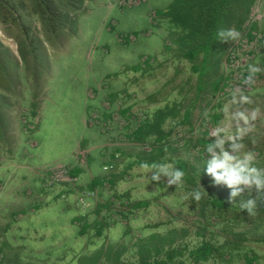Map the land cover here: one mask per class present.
<instances>
[{"label":"rangeland","instance_id":"1","mask_svg":"<svg viewBox=\"0 0 264 264\" xmlns=\"http://www.w3.org/2000/svg\"><path fill=\"white\" fill-rule=\"evenodd\" d=\"M37 3L0 0V264H83L89 256L92 264L102 241L114 253L115 245L127 244L124 264H138L131 243L151 232L166 240L177 233L172 248L186 246L169 264H264V192L245 189L232 197V189L206 173L204 151L218 127L226 135L239 131L243 148L234 154H250L249 166L264 171V0H79L74 7L56 0L57 13L47 18ZM220 29L240 37L219 41ZM237 112L247 122L234 119ZM79 149L88 150V169L104 166L110 179L111 186H97V199L107 200L108 213L99 210L110 219L108 237L95 238L94 220L86 249L23 240L16 229L23 221L15 222L22 199L36 191L34 172L65 165L82 173ZM176 160L196 169L187 168L178 186L163 176L151 181L143 167H177ZM82 180L78 174L79 186ZM193 190L201 191L199 201ZM217 197L222 207L212 205ZM139 200L148 206L135 208ZM249 200L252 212L242 208ZM34 218L22 226L27 237L57 223ZM128 225L131 238L122 239ZM203 240L212 253L194 262L189 251Z\"/></svg>","mask_w":264,"mask_h":264},{"label":"crops","instance_id":"2","mask_svg":"<svg viewBox=\"0 0 264 264\" xmlns=\"http://www.w3.org/2000/svg\"><path fill=\"white\" fill-rule=\"evenodd\" d=\"M107 143L111 144L109 142ZM113 145L114 143H112L110 146ZM120 146L121 145L118 147ZM114 150L118 151V148H115ZM96 171L97 172L95 173L92 172L87 166L82 173H75L73 170H71V172L77 176L80 174V176L83 178L82 181L84 182L82 183L88 188L96 189L98 191L99 189L97 186H100L101 188H104L103 186L106 184L111 186L109 183L110 179L108 176H105L104 170L97 168ZM35 172L34 176L36 180L34 182H32L30 179L29 180L32 184L37 185L36 191L33 193L32 197L27 195L22 199L21 207L19 209L23 213L19 215L20 217L17 218L15 223H18L19 220H22V226L28 223L33 224L31 220L33 215L35 216L33 220L34 222L42 219H57V223L54 224V226H47L43 231L44 233H41V236L34 235L32 238L27 237L25 231L22 229V226L16 227V229L21 230L22 233V235L18 236L23 238V240L33 239L42 241L46 239L47 241L49 240V242L53 243V245L57 242L56 244H59L61 247L59 251H63V247H66V250L69 251L70 249L68 247L73 245L77 247L88 246L90 243L89 239L93 241V238L87 237L84 227L93 221L96 210L99 208L102 210L104 209L105 206L103 203H106L107 200H105L103 196H100L96 200L94 198H88V206L76 205L75 194L72 191V187L63 188V186H66L63 184L46 187L43 181L44 177L40 175V172H38L39 176H37ZM40 181L42 185L40 184ZM30 182H27L28 185ZM80 189H82L81 186ZM10 195L12 196V194ZM71 198L73 200V206L69 205L68 203ZM51 201H53V203H51ZM55 231L59 232L58 236L51 234ZM74 257H76V253Z\"/></svg>","mask_w":264,"mask_h":264},{"label":"clouds","instance_id":"3","mask_svg":"<svg viewBox=\"0 0 264 264\" xmlns=\"http://www.w3.org/2000/svg\"><path fill=\"white\" fill-rule=\"evenodd\" d=\"M217 37L219 41H237L240 37V33L234 29H220L217 32ZM244 82L245 84L250 83L251 76L246 77ZM233 118L244 120L245 122H247L248 119L247 116H245V114L242 112L235 113ZM221 134H223V136ZM209 135H214L217 137V139L208 142L204 146V151L210 154V159L207 161L206 173L210 174L213 177L214 182L223 183L230 189H232V197L236 196L238 193L244 191L245 189L255 188L258 193L264 192V171L249 166L251 161L250 154H244L242 158H238V156L234 154L239 153L243 148V144L241 142L242 133L238 131L234 135H226L225 130L218 127ZM225 136L228 142L227 149L225 148ZM86 166L87 157L86 165L83 168H85ZM143 167L146 168L149 173H151V181H160L161 176H163L167 178L166 182L169 186L180 185L183 182V178L185 176L184 170L175 167L173 164L168 162L145 164L143 165ZM73 168L74 167L71 166V170ZM102 169L104 170V166ZM39 172L41 175V169L39 170ZM80 186L82 188L81 190L96 191L95 197L88 198H94L95 200L97 199L98 191L96 189H88L84 185ZM191 197L193 200L199 201L202 197V193L199 190H193L191 193ZM88 198H86V205H79L76 203V201L75 203L79 206H88ZM254 203L255 201L249 200L242 205V208L248 212H252Z\"/></svg>","mask_w":264,"mask_h":264},{"label":"trees","instance_id":"4","mask_svg":"<svg viewBox=\"0 0 264 264\" xmlns=\"http://www.w3.org/2000/svg\"><path fill=\"white\" fill-rule=\"evenodd\" d=\"M55 1L56 0H46L45 4H43V0H38V3H37L38 8H35L36 12L39 15H41L43 18L50 17V15H55L57 13V10H58V6L55 3ZM59 1L61 3H63L64 6L74 7L77 5L79 0H59ZM223 1H226V0H220V2H223ZM248 1L249 0H246V2H248ZM17 4L22 5V2L18 3V1H17ZM14 5H16V3L13 1L11 3L10 7L14 6ZM43 21H44V19H43ZM206 28L210 29L209 26H207ZM211 29L216 31V25H215V27L212 26ZM196 31L198 33H201L197 29H196ZM196 31H194V32H196ZM208 38H213V36L210 34V35H208ZM185 39H191V36H188ZM191 48H197V46L192 45ZM196 51H197L196 49H191L190 53H189V57L192 58L193 56H195ZM203 141L207 142L208 140L204 139ZM175 163H177V167L184 170V172L186 171L187 168H189L191 171L196 170L194 166H192V167L189 165L187 166V163L184 162L183 160H176ZM88 189H91V188H88ZM72 191H73V193L76 192L74 190H72ZM211 203L214 206L222 207L224 205V200L222 198L217 197V198L212 199ZM148 204H149V200H139V201H136L135 203H133L135 208L136 207L137 208H139V207L145 208L146 206H148ZM104 206L105 207H104L103 211L107 212V209H105L106 204ZM127 210H129V209H127ZM134 210L136 211V209H134ZM103 211H100L98 209L94 213L95 215H94L93 221L94 220L98 221L97 223L94 222V225L96 226L95 232H94L95 238L99 239L98 241H101V238L104 239V238L108 237V230H109L108 223H109L110 219L109 218L105 219V218L101 217V213ZM110 212L114 213L112 211H110ZM98 215H99V218H97ZM122 215L124 216V218H128V214L126 212H124L123 214L120 213V216H122ZM89 224L90 223H88L84 227L86 234H87V228L89 227L88 226ZM140 230H143V228H139V231ZM132 233H133V231H132V228L130 225L124 226L123 232H122V234H123L122 239H124L123 238L124 235H130V238H131ZM105 234H107V235H105ZM173 234L174 235L171 236L172 240H169V239L166 240L165 237L159 236L157 232H151V233H149V235L147 237L145 235L143 236L142 234H140V237L137 239V242L131 243V245H134V247L137 248L136 255H137V259H138V264H169L170 261H172L176 257V255L181 256L183 254V251H184L186 246H183V247L177 246V247L172 248L170 243L173 242V240L177 236L176 235L177 233H173ZM88 236L89 235H87V237ZM164 241H168L166 243H168V245H169L168 249L166 250V260H165V258H162V259L159 258V254L161 252L160 250L162 249V246L164 245V248L166 247V243L164 244ZM159 242L162 245H159ZM105 244H107V242L106 243H103V241L100 242L99 248L94 252V254L96 253L95 254L96 257L92 258L93 259L92 264L98 262V260L101 261L102 259L104 261V262L102 261L103 264H107V263H109V264H124V261L122 260V253L127 252L129 250L128 245L124 244V243H121L119 245H115L116 250L118 249L119 251L114 253V251L111 252L112 247H105L104 246ZM113 247H114V245H113ZM83 249H86V248L83 247ZM212 249H213V245L209 241L203 240L197 246H195L193 249H191L189 251V254L192 256L194 262H199V261L206 260L207 257L212 253ZM99 250H101V251H99ZM76 257H77V254H76ZM246 258L248 259L249 263H252L255 260L252 258L253 260L251 261L250 257H246ZM89 260H90V256H89V258L84 260L83 264H89ZM102 262L100 264H102Z\"/></svg>","mask_w":264,"mask_h":264},{"label":"built area","instance_id":"5","mask_svg":"<svg viewBox=\"0 0 264 264\" xmlns=\"http://www.w3.org/2000/svg\"><path fill=\"white\" fill-rule=\"evenodd\" d=\"M88 151L79 149L76 153L78 164L81 167L86 165V157ZM41 176L44 177V183L47 186H53L58 184L70 185L75 192V201L79 205H86V198L95 197L96 191L93 190H80L78 182V176L71 173V167L65 165H57L48 170L41 172Z\"/></svg>","mask_w":264,"mask_h":264}]
</instances>
